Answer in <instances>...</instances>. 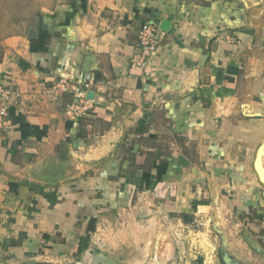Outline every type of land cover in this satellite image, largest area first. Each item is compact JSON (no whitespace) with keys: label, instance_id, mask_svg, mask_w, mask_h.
<instances>
[{"label":"crops","instance_id":"0c3cea01","mask_svg":"<svg viewBox=\"0 0 264 264\" xmlns=\"http://www.w3.org/2000/svg\"><path fill=\"white\" fill-rule=\"evenodd\" d=\"M54 1L0 32V264H224L223 241L234 264H264V13L236 0ZM149 19L169 27L138 66ZM63 79L91 83L79 117L65 114L72 93L55 92ZM205 210L214 233L189 236L179 214Z\"/></svg>","mask_w":264,"mask_h":264},{"label":"rangeland","instance_id":"374dc122","mask_svg":"<svg viewBox=\"0 0 264 264\" xmlns=\"http://www.w3.org/2000/svg\"><path fill=\"white\" fill-rule=\"evenodd\" d=\"M61 1L69 2L72 0H61ZM236 1H237V7L242 9V13H250L251 10H252L251 13H255L256 10H258V13H264V0H236ZM55 2L56 1L54 0H0V32L4 31L5 29H9L12 26L16 27L18 23L20 22V20L30 19V16H32V13L36 12L42 7L50 8L52 7V5H54ZM259 54L260 56L261 55L264 56V49L259 50ZM261 70L264 72V67ZM259 95H262L263 100L258 99ZM256 98L257 100H259V102H263L262 104H264V85L262 87L260 94H257ZM132 216L133 214L126 215V218L132 219ZM188 217L190 218V220H188V223L186 226H188L187 228L190 230L189 236L190 235L193 237H196V235L201 236L202 235L201 232H206L209 235H212L214 233V229H213L214 227L212 226L214 217H213L212 211L205 210L204 212L188 215ZM116 218H119V216H117ZM179 218L181 219V216H179ZM194 219H197V220L194 221ZM205 219L207 221L205 222V224H203L202 222L205 221ZM119 220H121V218ZM112 227L109 233V235L111 236L115 234L116 232L115 228L122 229L120 225L113 227L114 229ZM187 228H185L184 230L178 231L179 235L174 236V239L172 238L173 239L172 243L176 250L183 246L182 244L183 240L185 241L186 239H188V236L185 239L183 237V235L187 233L186 232ZM162 233H163V228L160 231V234ZM131 234L132 233L130 232V237L132 238ZM196 239L195 240L192 239L194 244L196 243ZM218 242L219 240L217 239V243H216L217 245H218ZM163 246H164V242H162L156 247L157 255H160L159 252L162 251ZM176 254H177V251H176ZM148 260L149 259L147 256L143 264H148L147 263ZM157 260H159L158 257H157Z\"/></svg>","mask_w":264,"mask_h":264},{"label":"built area","instance_id":"2783aa9c","mask_svg":"<svg viewBox=\"0 0 264 264\" xmlns=\"http://www.w3.org/2000/svg\"><path fill=\"white\" fill-rule=\"evenodd\" d=\"M161 39V29L158 28L154 20H146L138 31L137 44L139 52L134 54L132 62L135 65L143 66L149 56H151L159 45ZM90 82H77L61 80L55 88L70 91L73 100L66 107L65 114L69 118H76L88 111L90 99L86 98V93L90 91ZM10 97V90L8 88L0 87V126L3 124V118L7 114L8 100Z\"/></svg>","mask_w":264,"mask_h":264},{"label":"trees","instance_id":"16d2710c","mask_svg":"<svg viewBox=\"0 0 264 264\" xmlns=\"http://www.w3.org/2000/svg\"><path fill=\"white\" fill-rule=\"evenodd\" d=\"M139 155V154H138ZM137 156V155H136ZM142 164V163H141ZM143 165V164H142ZM166 163L164 162H160L158 165L155 166V174L151 175L149 173V171H144L143 176H142V181H144L145 187L146 188H152L155 184H157L158 182H160L161 180V175L164 172V167ZM179 216H181L182 220H184L185 222H188V220H190V218L188 217V214L185 213H180ZM93 222L94 219H89L86 228H88V230H92V226H89V222Z\"/></svg>","mask_w":264,"mask_h":264},{"label":"water","instance_id":"95a60500","mask_svg":"<svg viewBox=\"0 0 264 264\" xmlns=\"http://www.w3.org/2000/svg\"><path fill=\"white\" fill-rule=\"evenodd\" d=\"M168 27H169V21L168 20H162L160 22V26H159L160 29L166 31L168 29ZM92 97H93V92L92 91H88L86 93V98L87 99H92ZM255 162H256V159H255ZM255 168H256V166H255ZM222 251H223V257L222 258H223L224 264H234L233 261L231 260V258H229V256H228V252L226 250L225 241L222 242ZM35 264H39V263H35Z\"/></svg>","mask_w":264,"mask_h":264}]
</instances>
